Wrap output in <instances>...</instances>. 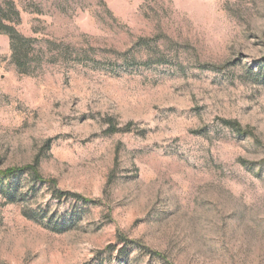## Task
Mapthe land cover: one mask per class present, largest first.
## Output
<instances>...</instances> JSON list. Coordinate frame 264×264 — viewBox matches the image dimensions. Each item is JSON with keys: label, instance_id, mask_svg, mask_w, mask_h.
<instances>
[{"label": "rangeland", "instance_id": "1", "mask_svg": "<svg viewBox=\"0 0 264 264\" xmlns=\"http://www.w3.org/2000/svg\"><path fill=\"white\" fill-rule=\"evenodd\" d=\"M0 9V264H264V0Z\"/></svg>", "mask_w": 264, "mask_h": 264}, {"label": "trees", "instance_id": "2", "mask_svg": "<svg viewBox=\"0 0 264 264\" xmlns=\"http://www.w3.org/2000/svg\"><path fill=\"white\" fill-rule=\"evenodd\" d=\"M13 14L17 19H19L18 11L12 6ZM3 11L0 9V31L4 32L9 38V46L11 50V58L16 67L22 72H28L26 66L37 65L42 53L41 49L34 53V48L31 44L36 41L32 37H27L18 31L12 24V19L8 16L2 14ZM230 123V122H227ZM37 166L31 168V173L34 178L39 179L37 175ZM16 170L8 169L2 172L4 175H9L14 173Z\"/></svg>", "mask_w": 264, "mask_h": 264}]
</instances>
